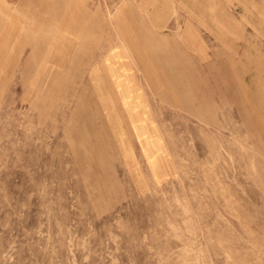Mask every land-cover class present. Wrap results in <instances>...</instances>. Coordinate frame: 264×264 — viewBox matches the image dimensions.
Wrapping results in <instances>:
<instances>
[{
	"label": "rangeland",
	"instance_id": "1",
	"mask_svg": "<svg viewBox=\"0 0 264 264\" xmlns=\"http://www.w3.org/2000/svg\"><path fill=\"white\" fill-rule=\"evenodd\" d=\"M0 264H264V0H0Z\"/></svg>",
	"mask_w": 264,
	"mask_h": 264
},
{
	"label": "crops",
	"instance_id": "2",
	"mask_svg": "<svg viewBox=\"0 0 264 264\" xmlns=\"http://www.w3.org/2000/svg\"><path fill=\"white\" fill-rule=\"evenodd\" d=\"M112 54L113 55H118V56L120 55L118 52H113Z\"/></svg>",
	"mask_w": 264,
	"mask_h": 264
}]
</instances>
